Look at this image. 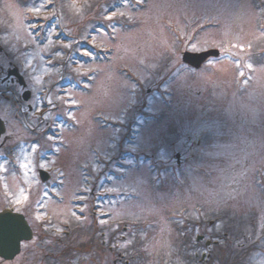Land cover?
Masks as SVG:
<instances>
[{"label": "rangeland", "instance_id": "1", "mask_svg": "<svg viewBox=\"0 0 264 264\" xmlns=\"http://www.w3.org/2000/svg\"><path fill=\"white\" fill-rule=\"evenodd\" d=\"M260 21L264 0H0V63L22 68L37 106L10 118L0 207L27 205L37 229L66 238L50 240L62 264H90L71 261L72 242L96 224L108 240L139 230L154 264L179 263L186 241L199 251L191 261L264 264ZM209 46L233 60L167 73L184 50Z\"/></svg>", "mask_w": 264, "mask_h": 264}, {"label": "flooded vegetation", "instance_id": "2", "mask_svg": "<svg viewBox=\"0 0 264 264\" xmlns=\"http://www.w3.org/2000/svg\"><path fill=\"white\" fill-rule=\"evenodd\" d=\"M259 28L261 31H264V24H262V21H260ZM210 47L213 46L199 48L198 51L209 49ZM3 50L4 44L0 43V52H2ZM263 52L261 53V55H264ZM5 53H7V50L4 51V54ZM233 58L234 54H222V51L220 50L218 54L209 55V57L201 61L199 67H195L192 64H188L187 62H185L182 56V61L175 62L173 66L170 65L168 69L169 71H167V73H172L171 75L177 77L176 75L178 73L175 72L179 70L178 66L180 65L185 69V74L189 75L188 73H192L191 75H193L195 73H200L201 70H207L210 65L212 66L214 63L219 62L220 59H227L229 62H231ZM168 63L169 61L166 62L165 65H167ZM22 71V68H20L17 63H12L10 59L7 60L6 65L0 63V108L1 106H3L8 114L7 116L5 113L1 114L0 112V116L4 119V124L6 125V130L3 133H1L0 129V172L3 173H5V171L7 170L6 166H3V161L5 160V157L9 156L10 153L13 152V148L15 147V144H12L16 136L12 135L11 124L13 122L10 120V118H13L14 122L17 123L26 121V113H29L34 109V105L32 102H36V100H34V94L36 95V93L34 90V86L31 83L32 81H30L28 76H26ZM251 72L254 71H252L251 69ZM26 96H28V99L25 98ZM183 122H185L186 125L187 123L189 125L190 119L188 118L187 121L184 120ZM181 136L182 139L178 144L175 145L176 148H174L175 151H173L172 154L173 158L175 157L176 163L178 164L182 162V156L178 151V148H182L183 145L187 143V136H184V134ZM155 162L156 161L154 160L153 163ZM1 196L2 193H0V197ZM28 207L29 206L24 205L23 210H19V212L24 213V215L27 217L28 222L32 228V237L30 239L21 241V248L13 258H5L0 255V259H3L4 264H62L60 260L63 258L62 252L61 250H58L59 247H57V245H51L50 240L53 239L54 241L55 239L57 244L62 239L64 240L66 238H61L59 234L55 235L54 233H52V230L37 229L38 225L36 224V221H33L35 215H33L31 212L29 213L31 216H28ZM0 208H11L12 210L15 209L14 206L9 205H3ZM210 222L213 223V219ZM232 222L235 221L232 220ZM126 225H122L121 228L116 227L114 231H122L121 236L120 238L110 240H108V232L102 230L100 225L96 224L90 226L86 231V234L81 233L85 237L86 243L75 242L77 238H73L74 242H72V244H74L75 247L73 248L74 257L72 256L71 261H80V259H82L87 262L89 261L88 263L90 264H112V262L113 264H154L153 261L155 260L156 256L153 257V254L151 255L152 252H146L142 240L137 235L139 233V230H134L133 226ZM124 231L127 232V235L124 233ZM73 234V237H76L78 233L73 232ZM202 239H204V236ZM125 240L129 241L127 245L125 243ZM44 241L48 242L46 246L42 245ZM218 241L219 240H216L214 241V243H218ZM183 243L187 244V247H183V251L185 252V254L181 255V261L177 264H206L204 262L206 258H202L200 262L191 261L192 259L190 256L198 255L199 251L193 250V248L190 247L188 248L189 241ZM76 244L80 245L76 246ZM252 244L254 245V242H252ZM114 245L116 247L118 246V248L116 249V252H118V257L114 258L111 262V253H116L113 248ZM245 245L246 247H243V249L255 247L253 245ZM202 254H205V252H202Z\"/></svg>", "mask_w": 264, "mask_h": 264}, {"label": "water", "instance_id": "3", "mask_svg": "<svg viewBox=\"0 0 264 264\" xmlns=\"http://www.w3.org/2000/svg\"><path fill=\"white\" fill-rule=\"evenodd\" d=\"M218 49L209 48L204 51H184V60L188 63L199 66L200 62L210 54H218ZM28 98V96H26ZM1 131L4 130L3 121L0 119ZM42 179H47L49 174L44 169L39 171ZM32 230L29 226L26 216L19 212L10 210L0 213V255L7 258H13L20 250V242L29 239L32 236Z\"/></svg>", "mask_w": 264, "mask_h": 264}, {"label": "snow or ice", "instance_id": "4", "mask_svg": "<svg viewBox=\"0 0 264 264\" xmlns=\"http://www.w3.org/2000/svg\"><path fill=\"white\" fill-rule=\"evenodd\" d=\"M74 3H75V0H74ZM49 6H51V5H49ZM42 9H43V6H42V5H41V6H34V7H32V8L30 9V11H31L33 14H35V15L38 17V19H42V17H40V15H39V14L42 12ZM52 15L54 16L55 13H52ZM114 18H115V14H113V16L109 17L110 20H111V19H114ZM50 26H51V25H49V27H50ZM33 27L35 28L36 31H39V28L41 27V25L37 24V25H33ZM85 54L91 56V53H85ZM210 63H211V62H210ZM248 67L251 68L252 65L249 64ZM241 75H243V73H241ZM221 208H222V207H217V208L213 209V213H214L215 211L221 209ZM6 211H8V209L0 208V213L6 212ZM15 211H19V209H15ZM213 222H215V221H213ZM0 264H4L3 259H0Z\"/></svg>", "mask_w": 264, "mask_h": 264}, {"label": "clouds", "instance_id": "5", "mask_svg": "<svg viewBox=\"0 0 264 264\" xmlns=\"http://www.w3.org/2000/svg\"><path fill=\"white\" fill-rule=\"evenodd\" d=\"M77 7H79V5H77Z\"/></svg>", "mask_w": 264, "mask_h": 264}]
</instances>
